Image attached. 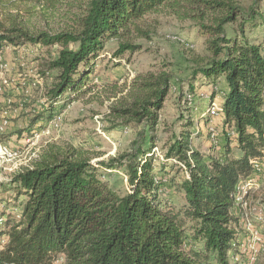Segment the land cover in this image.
<instances>
[{
  "label": "trees",
  "instance_id": "1",
  "mask_svg": "<svg viewBox=\"0 0 264 264\" xmlns=\"http://www.w3.org/2000/svg\"><path fill=\"white\" fill-rule=\"evenodd\" d=\"M260 1L245 16L241 0H0V52L28 43L59 46L49 63L57 75L35 121H42L43 128L86 89L106 42L116 40L115 57H121L141 48L135 39L149 36L142 27L148 15L167 12L193 21L210 51L193 78L202 74L214 83L224 78L223 123L234 127L238 152L229 139L212 153L195 149L193 123L187 120L188 130L174 136L165 153L166 160L187 168L189 178L178 186L186 202L179 209L166 202L160 193L164 182L156 179L166 163L155 166L153 145L173 75L164 69L139 74L128 98L110 113L119 125H143L139 139L127 151L97 163L108 170L123 167L129 191L120 195L81 154L44 152L13 176L9 189L2 185L3 193L15 191L21 217L0 211V239L7 238L0 264H55L60 258L63 264H204L212 259L234 264L230 252L239 225L232 212L235 187L252 174L251 161L264 155V40L253 43L245 33V25L260 15L254 7ZM19 3L65 7L66 26L55 33L30 31L14 12ZM240 18L241 38L229 36L226 26ZM216 95L214 91L211 102Z\"/></svg>",
  "mask_w": 264,
  "mask_h": 264
},
{
  "label": "rangeland",
  "instance_id": "2",
  "mask_svg": "<svg viewBox=\"0 0 264 264\" xmlns=\"http://www.w3.org/2000/svg\"><path fill=\"white\" fill-rule=\"evenodd\" d=\"M255 1L241 0L246 8L243 13L245 16ZM19 4L14 12L23 18L30 31L55 33L66 26L65 7L55 10L36 3ZM254 7L260 15H257L254 22L245 25V33L251 42L258 43L264 40V0ZM241 19L226 26L229 36L240 33ZM142 27L150 34L148 37L135 39L141 48L134 53L127 51L121 57H115L118 42L110 40L105 43L86 89L66 107L58 109L62 115L58 125L48 123L45 128L42 121H35L44 112L45 96L57 75L56 70L49 68V63L57 57L59 46L28 43L19 48L9 45L0 52V121L8 122L5 133L0 135V143L15 152L12 157H0V211L20 206L13 189L4 193L1 189H9L7 183L13 176L32 166L44 152L55 149L63 153L81 154L98 166L99 161H107L127 151L131 142L139 139V129L143 125L137 128L134 124L128 127L119 125L110 116L111 110L125 97L128 98L130 85L135 77L149 70L161 69L173 75V87L160 112L156 142L153 145L155 166L160 169L162 156L166 165L163 171L159 170L158 177L167 180L164 185V200L177 209L185 204L184 194L178 186L186 179V171L173 159L166 160L165 153L174 136L188 130L185 129L187 120L193 123L190 128L193 132V147L203 153L210 150L212 153L214 146H206L210 142L211 125L207 110L214 91L220 98L223 97L221 92L226 83L224 78H219L214 83L202 74L193 78L194 70L205 64L210 56L207 37L193 21L179 20L167 12H161L148 15L143 20ZM189 94L193 95L192 101L188 99ZM212 101L219 104L216 97ZM198 122L201 125H197ZM216 128L221 130L220 125ZM148 141L145 142L146 145ZM234 151L238 155L237 150ZM99 172L101 179L108 182L120 195L129 191L123 167L116 170L99 167ZM258 184L259 187L253 194L255 200L264 194V176L259 178ZM239 231L242 236V229L239 228ZM262 231L264 233V227ZM230 259V263H234ZM263 260L264 247L257 264H261ZM63 261L60 258L55 264H63ZM246 261L243 257L244 264ZM204 264L218 263L212 259Z\"/></svg>",
  "mask_w": 264,
  "mask_h": 264
},
{
  "label": "built area",
  "instance_id": "3",
  "mask_svg": "<svg viewBox=\"0 0 264 264\" xmlns=\"http://www.w3.org/2000/svg\"><path fill=\"white\" fill-rule=\"evenodd\" d=\"M188 99L189 101H192L193 95L189 94ZM207 113L211 119H221L224 126V129L222 128V130H218L216 128L217 125L215 124H211L209 126V138L211 145L219 148L221 145L220 138L222 137V134L225 135V139H229L231 143H235L237 133L233 126L224 125V115L221 106L217 104L216 101H212L210 102ZM61 120L62 115L61 113H58L54 116L50 123L58 125ZM7 124V121H0V135L5 133ZM153 153L155 155V151ZM14 155L15 152L13 150L0 143V157H12ZM160 157L161 160L164 161V158L162 156ZM175 162H177L180 167L185 169L187 175L186 177L189 178L186 166L181 162ZM251 162L253 164L252 174L248 178L240 180L234 191V204L232 212L239 219V225L237 227V240L234 244L235 249L230 252V258L234 260V264H244L243 257L247 259L245 264H257L259 254L264 247V233L262 231V228L264 227V194L259 199L255 200V198H253V194H255L256 189L259 187L258 180L264 176V155L253 159ZM156 179L158 183L164 182L163 186L160 188V193L164 198V185L167 180L158 176ZM2 207H4V205ZM7 212L14 214L17 219L21 217V210L18 206L13 207L12 210L9 209ZM3 220L4 217H1L0 224ZM239 228L242 229V236ZM6 241V237H2L0 239V249L4 247Z\"/></svg>",
  "mask_w": 264,
  "mask_h": 264
},
{
  "label": "crops",
  "instance_id": "4",
  "mask_svg": "<svg viewBox=\"0 0 264 264\" xmlns=\"http://www.w3.org/2000/svg\"><path fill=\"white\" fill-rule=\"evenodd\" d=\"M217 88V87H216ZM228 91V88H227V85L225 84V85H223V90H222V95L225 93V92H227ZM216 100H219V104H220V106H222V103H223V97L222 98H220V96H219V94H217L216 96ZM215 99V98H214ZM204 116V115H203ZM210 122H211V124H215V125H220V127H221V130H222V128L224 129V126H223V124H222V120L221 119H219V118H214V119H211L210 118ZM210 122H209V124H210ZM197 125H201V123L200 122H198L197 123ZM220 141H221V146L225 143V141H226V139H225V135L224 134H222V137L220 138ZM208 145H206V146H209V145H211V143L210 142H208L207 143ZM231 146H232V148H234V150H237L236 148H235V146H236V142L234 143V142H232L231 143ZM202 152V151H201ZM210 151H206V153H209ZM205 153V152H204Z\"/></svg>",
  "mask_w": 264,
  "mask_h": 264
}]
</instances>
